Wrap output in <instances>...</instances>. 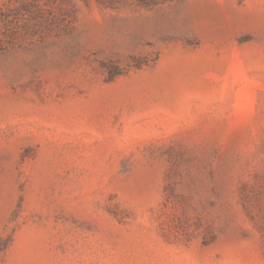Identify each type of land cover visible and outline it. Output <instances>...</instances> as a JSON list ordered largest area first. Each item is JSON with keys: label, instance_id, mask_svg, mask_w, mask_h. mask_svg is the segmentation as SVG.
I'll use <instances>...</instances> for the list:
<instances>
[{"label": "rangeland", "instance_id": "1", "mask_svg": "<svg viewBox=\"0 0 264 264\" xmlns=\"http://www.w3.org/2000/svg\"><path fill=\"white\" fill-rule=\"evenodd\" d=\"M0 264H264V0H0Z\"/></svg>", "mask_w": 264, "mask_h": 264}]
</instances>
